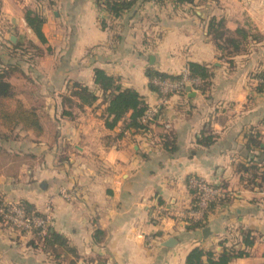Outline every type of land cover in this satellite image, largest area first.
Segmentation results:
<instances>
[{"label": "crops", "instance_id": "0c3cea01", "mask_svg": "<svg viewBox=\"0 0 264 264\" xmlns=\"http://www.w3.org/2000/svg\"><path fill=\"white\" fill-rule=\"evenodd\" d=\"M27 11L45 18V43ZM213 18L247 31L243 52L221 54L209 35ZM189 63L213 72L207 92L163 100L150 88L149 70L179 76ZM5 68L42 133L0 123V209L26 204L65 246L11 232L1 217L0 264H185L195 248H242L243 231L255 244L231 264H264V0H138L120 18L98 0H0ZM96 70L157 110L148 132L127 129L131 113L108 127ZM76 86L97 101L83 104ZM195 179L228 200L185 223L178 214L196 209ZM193 223L204 227L189 230Z\"/></svg>", "mask_w": 264, "mask_h": 264}, {"label": "trees", "instance_id": "16d2710c", "mask_svg": "<svg viewBox=\"0 0 264 264\" xmlns=\"http://www.w3.org/2000/svg\"><path fill=\"white\" fill-rule=\"evenodd\" d=\"M138 0H98L99 5L105 8L114 17L120 18L125 12L131 11L136 5ZM165 2L166 0H159ZM176 6L194 5L197 1L205 2L208 0H171ZM27 25L34 31L41 43H45V38L42 33V27L45 23V18L39 13L33 11H27L25 15ZM209 35L212 36L213 43L225 57H235L243 52V47L249 38V34L244 28H238L235 31L227 29L224 19L218 20L213 18L208 26ZM12 68H5L0 71V123L9 129L22 125L25 129L33 130L37 135L42 133L40 119L34 110H30L24 107L22 102L16 98V92L13 86L8 82V77ZM191 79H199L201 81L198 91L203 93L207 92L212 84L213 72L209 66L205 64L189 63L187 66ZM148 77L151 80L150 88L153 91L159 92L158 87L153 83V80L158 78L160 80L178 81L182 78V75L173 76L167 75L153 70L148 71ZM264 78V71L259 75ZM95 84L101 88V90L108 94V108L107 114L111 119L108 122V127H115L121 120H123L127 114L131 113L130 121L128 122L127 129L138 130L140 132H148L149 126L155 121L149 120L144 122L143 117L148 106L146 105L144 98L135 90H123L118 80L112 76L107 75L102 70L95 71ZM77 92L75 95L86 105L94 104L98 97L94 95L89 89L81 86H76ZM259 90L264 91V86L259 85ZM186 94V91L181 95ZM264 174V173H263ZM228 200V196L213 202L210 205L209 211L217 204L224 203ZM198 198L196 199V203ZM21 207L30 214H37L34 210L29 208L26 204H21ZM39 215V214H37ZM2 216H0L1 219ZM201 223H193L189 225V230L196 228H203ZM34 233L39 237L44 235V243L46 247L51 244H58L60 247L65 246L63 238L50 229L42 234L39 230H35ZM242 248L237 249L235 245L231 247L223 246L222 252L216 254V252L210 250L206 251L202 248L193 249L186 258L185 264H231L234 260L240 258H247L250 256V249L255 244V236L251 231L242 232Z\"/></svg>", "mask_w": 264, "mask_h": 264}, {"label": "built area", "instance_id": "2783aa9c", "mask_svg": "<svg viewBox=\"0 0 264 264\" xmlns=\"http://www.w3.org/2000/svg\"><path fill=\"white\" fill-rule=\"evenodd\" d=\"M123 1V0H113ZM182 78L178 81L160 80L158 78L153 80V83L158 87L159 94L163 100H166L172 94H181L186 91L187 87L197 89L201 85L199 79H191L188 70L186 69L182 74ZM264 83V80H262ZM157 115V110H147L144 114L143 120L147 122L153 120ZM190 186L196 190L198 202L196 209L191 210L188 214L179 213L178 216L186 219L185 223L192 220H200L209 212L210 205L213 202L219 201L225 197V192L218 186H213L202 180H192ZM4 224L11 230V232L32 233L39 230L45 234L49 229V219L45 216L27 213L20 205H8L0 209Z\"/></svg>", "mask_w": 264, "mask_h": 264}, {"label": "water", "instance_id": "95a60500", "mask_svg": "<svg viewBox=\"0 0 264 264\" xmlns=\"http://www.w3.org/2000/svg\"><path fill=\"white\" fill-rule=\"evenodd\" d=\"M12 41H15V37H12ZM186 92L191 93V92H192V88H191L190 86L187 87ZM208 232H209L208 229H205V230H204V234H205V235H206ZM174 243H175V240H171V241H169V242L167 243V246H172Z\"/></svg>", "mask_w": 264, "mask_h": 264}]
</instances>
